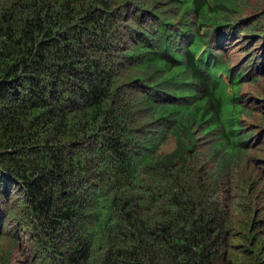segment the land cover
Returning <instances> with one entry per match:
<instances>
[{"label":"trees","instance_id":"1","mask_svg":"<svg viewBox=\"0 0 264 264\" xmlns=\"http://www.w3.org/2000/svg\"><path fill=\"white\" fill-rule=\"evenodd\" d=\"M236 13L0 0V264L13 249L22 264H264V138L235 81L251 76L179 50L232 37Z\"/></svg>","mask_w":264,"mask_h":264},{"label":"rangeland","instance_id":"2","mask_svg":"<svg viewBox=\"0 0 264 264\" xmlns=\"http://www.w3.org/2000/svg\"><path fill=\"white\" fill-rule=\"evenodd\" d=\"M236 2L238 7V13L235 14L236 20L249 18L251 21L250 25L264 27V23L257 21L261 14L264 13V0H236ZM236 41L237 43L232 47L231 45L234 42L232 40L229 41V44H227L229 48L226 50L228 54L224 55L223 59L231 68H237L239 70L250 58L248 56L255 54L256 58L248 67V70L250 73H253L254 78L259 77L260 70L264 67V47L261 46L264 38L254 35L253 40H250L247 36H242L240 31L238 37H236ZM251 49H253L250 53L251 55H244V52ZM241 96L243 101L251 100V104L255 108L261 106L264 108V75L259 77L257 83H254L252 79L244 80L241 87ZM244 124L249 125L248 127H252L255 130V136L264 138V132L260 129V119L258 117L246 119ZM255 136L253 138L254 140L257 138ZM256 158L264 165V149L256 154ZM5 245L0 243V247ZM21 258L19 251L13 249L11 264H16L17 260L20 261L18 264H22L23 261Z\"/></svg>","mask_w":264,"mask_h":264},{"label":"clouds","instance_id":"3","mask_svg":"<svg viewBox=\"0 0 264 264\" xmlns=\"http://www.w3.org/2000/svg\"><path fill=\"white\" fill-rule=\"evenodd\" d=\"M195 19V18H194ZM247 19H249V18H247ZM240 20H242V19H240ZM250 19H249V22H248V25L247 26H253V25H250ZM246 26V27H247ZM245 27V26H244ZM244 27H242L241 29H243ZM241 29H238L239 31L237 32H235L234 33V35L232 36V37H223V38H218V37H216V35L215 36H213L212 34H210L209 35V37H210V43H211V47L208 49V47L207 46H205V47H203V48H200V47H197L196 49H194L193 51H191L190 50V46H191V44L192 43H190V44H186L185 42H183L182 40L180 41V46H179V50H180V52H181V54H182V58L186 61V53L192 58V60L194 61V62H196L197 64L196 65H194V67H201V65L203 64V63H205L206 61H208V60H210V59H212V58H215L216 56H218V57H221V58H223L224 57V55H227L228 54V52L226 51L229 47L227 46V44H229V41H233L234 43L231 45V47L232 46H234L236 43H237V41H236V37H238V33L241 31ZM243 31H241V35L242 36H247L248 37V35H243V33H242ZM233 34V33H232ZM258 37H260V36H258ZM249 39H250V37H248ZM262 38H264V37H262ZM251 40V39H250ZM263 41V40H262ZM264 43V42H263ZM219 45L220 46H222L224 49H225V51L227 52H225V54H223V53H221L222 52V49L219 47ZM262 47H264L263 46V44L261 45ZM254 49V48H253ZM253 49H251V50H249V51H247V52H244V55H251L250 53L252 52V50ZM206 56H208L207 57V60L206 59H204V58H206ZM248 57H250L248 60H247V62L246 63H244L243 64V66L238 70L237 68H231L229 65V68L230 69H223V71H218L217 73H216V76L217 77H222V78H230V77H232V74H234V75H236L240 70H244V69H246L247 70V72H246V76L247 75H250L251 76V78H245V76L244 77H242V78H237L235 81H240V83H241V86H240V96H241V87H242V85H243V81L244 80H246V79H252V81H253V79H255L254 77H253V73L251 72H249V70H248V67L253 63V61H254V59L256 58V55L255 54H253V56H248ZM203 61V62H202ZM226 63V62H225ZM216 64L218 65V59L216 60ZM223 72H226V73H223ZM230 72V73H229ZM261 75H264V67L260 70V75H259V77H261ZM259 77H257L258 79H259ZM233 79H235V77H233ZM258 79H257V81H258ZM227 81V80H226ZM257 83V82H256ZM210 86V85H209ZM208 86V87H209ZM197 88H199V85H197V86H195V87H190V90L192 91V92H194ZM227 95L228 96H230L231 95V91H229L228 93H227ZM242 97V96H241ZM248 106H250L251 108H252V110H253V113H252V115H251V117H247V118H245L244 120H243V122L245 123V120L246 119H249V118H253V117H257V116H260V114H259V111H257V109L258 108H263L262 106L261 107H258V108H255L254 106H252V104H251V100H248V101H244ZM261 112V111H260ZM254 113H256V114H254ZM259 119V118H258ZM247 126H249V125H245V127H247Z\"/></svg>","mask_w":264,"mask_h":264}]
</instances>
